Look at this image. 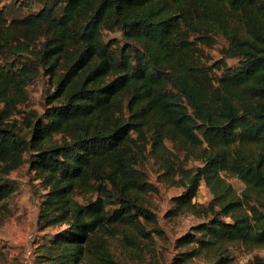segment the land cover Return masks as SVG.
<instances>
[{"label": "trees", "instance_id": "trees-1", "mask_svg": "<svg viewBox=\"0 0 264 264\" xmlns=\"http://www.w3.org/2000/svg\"><path fill=\"white\" fill-rule=\"evenodd\" d=\"M218 34L237 65L198 56ZM41 73L53 91L23 134L10 119ZM165 140L202 165H179ZM26 153L48 187L41 228L60 227L38 243L41 264H120L118 254L138 244L130 228L150 239L140 218L152 222L155 214L140 196L154 188L144 170L151 159L163 181L185 187L172 215L201 218L177 239L171 264H232V245L264 246V0L0 6V202L14 192L7 176ZM222 172L246 184L242 196L229 191ZM202 181L213 193L207 205L194 201ZM81 190L99 195L80 202Z\"/></svg>", "mask_w": 264, "mask_h": 264}, {"label": "rangeland", "instance_id": "rangeland-1", "mask_svg": "<svg viewBox=\"0 0 264 264\" xmlns=\"http://www.w3.org/2000/svg\"><path fill=\"white\" fill-rule=\"evenodd\" d=\"M11 0H0V6L10 3ZM115 35V34H114ZM212 46L200 44L198 56L207 65L215 61L223 60L225 65L234 66L239 58L225 57L223 49L227 47V39L218 34L215 36ZM222 69L214 68L212 73L220 75ZM53 79L49 75L41 73L26 87V98L18 104L14 115L11 117L16 129L26 134L28 132L27 118L43 115L48 101V95L53 91ZM166 145L178 156V163L182 167L195 171L202 165L199 158H185V152L175 146L170 140H165ZM255 153L260 148L251 145ZM29 153L24 155V162L7 176L9 182L15 185L12 195L0 202V264H20L29 247L36 251V264L39 262L37 245L46 240L49 234L56 232L60 227L51 226L42 229L39 215L43 204V194L48 191L43 181L30 170ZM145 179L154 188L141 194L143 204L155 214V221H142L140 227L149 233L150 239L141 235L138 228H130L129 231L135 238L136 244L129 251L120 252L118 258L120 264H171L173 257L180 248L177 239L187 233L191 226L201 220L191 212H184L177 216L172 215L174 197L185 188L183 185L165 182L160 177V170L154 165V159L144 165ZM223 183L229 187V191L235 196H242L246 184L236 175L222 172ZM99 193L94 190L78 191L76 199L87 202L95 199ZM213 193L204 181L201 182L199 193L194 201L207 205ZM113 206V205H112ZM112 206L107 208L112 211ZM112 240H116L112 239ZM232 264H249L257 256L264 257V246L250 247L241 243L231 246ZM192 264H206L204 259L196 258Z\"/></svg>", "mask_w": 264, "mask_h": 264}, {"label": "built area", "instance_id": "built-area-1", "mask_svg": "<svg viewBox=\"0 0 264 264\" xmlns=\"http://www.w3.org/2000/svg\"><path fill=\"white\" fill-rule=\"evenodd\" d=\"M35 258H36L35 249L32 247H29L26 250L20 264H36Z\"/></svg>", "mask_w": 264, "mask_h": 264}]
</instances>
